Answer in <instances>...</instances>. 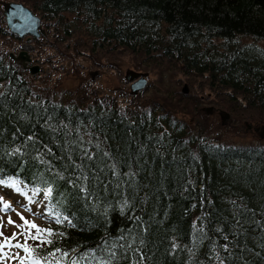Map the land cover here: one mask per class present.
Listing matches in <instances>:
<instances>
[{
	"label": "trees",
	"instance_id": "1",
	"mask_svg": "<svg viewBox=\"0 0 264 264\" xmlns=\"http://www.w3.org/2000/svg\"><path fill=\"white\" fill-rule=\"evenodd\" d=\"M16 1L41 26L53 23L59 39L79 22L92 48L142 58L151 65L144 72L169 75L165 83L174 74L199 79L226 111L264 121V49L252 44L264 45V0ZM27 80L0 52V179L39 188L46 215L56 217L52 243L29 244L37 258L264 264L263 142H219L200 99L178 89L144 88L162 104L138 93L120 108L109 96L84 104L47 95ZM177 103L191 111L175 115Z\"/></svg>",
	"mask_w": 264,
	"mask_h": 264
},
{
	"label": "rangeland",
	"instance_id": "2",
	"mask_svg": "<svg viewBox=\"0 0 264 264\" xmlns=\"http://www.w3.org/2000/svg\"><path fill=\"white\" fill-rule=\"evenodd\" d=\"M0 1L20 3L16 0ZM69 22L76 24V22ZM76 27H80L81 30H74V26L68 28L71 36L64 40L57 37L60 34L55 29V25L47 23L42 26L43 35L41 37L44 38V41L36 45L32 40L25 41V38L13 39L7 35L0 8V52L5 53L8 61L16 64L9 55L16 56L22 45H29L30 49L26 51L29 62L26 63L25 68L16 64L21 68L24 76L28 78V83L39 90L41 88L46 89L43 90V93L47 95L53 94V96L60 98H69L71 96L74 99L81 100L84 104L91 103V100L95 98L109 96L115 100L118 107L124 108L131 103V97L136 96L138 93L140 95L144 93L145 95L141 97L147 103L156 102L161 105L162 100H158V96L149 100L146 99V94L148 93L144 91V88L157 86L156 91H161V88L171 91H176L175 89L182 91L184 86L186 88L184 95H194L200 99L199 110L203 111L201 115L204 116L205 126L210 127L209 131L215 132L218 130L221 133L222 139L219 142L229 145L252 146L257 145L259 142L264 143V131L261 136L259 135V128L264 127V121L240 120L238 115L226 111L222 102L216 101V96L203 87L201 80L195 79L192 81L181 74H174L171 81L165 83L169 80V75L161 74L158 77L156 74L152 75L144 72L143 70L150 68L151 65L150 63H142V58L131 55L119 48H92L91 39L84 31L85 27L79 22ZM241 42L248 44L251 41L241 39ZM252 44L264 49V45L261 43L255 44L252 42ZM30 67H36L37 71L33 74L30 73L28 70ZM160 68L163 69L161 65H158V69ZM127 70L141 73L145 76L146 85L135 94H132L129 90L130 82H126L124 79ZM156 94L159 95V93ZM159 96H162V94ZM177 104L179 106L172 109L175 115L181 117L184 109L188 112L191 111L190 108L183 104ZM240 106L242 107L243 104H240ZM209 108L211 111L207 112L206 109ZM219 111H224L228 114V119L224 123L220 121ZM201 115L195 118L201 117ZM189 118L185 117L188 123ZM217 126L219 129L216 128ZM11 180L13 179L8 181ZM19 187L21 191L17 192L15 188L7 184L0 185V197H3V200L0 201V231H3L5 237H10L13 233L19 234L23 231V228L9 225L7 223L9 218L15 221L16 225H22L20 215H23L28 221L37 224L41 229L45 230L52 223V219H56V217L49 218L46 215L44 198H39L36 194L33 195V191L24 187L20 182ZM25 192L27 195H24ZM30 198L33 201L32 203H29ZM3 203H8L11 207L8 210H3ZM16 242L13 241V243ZM19 242H23L22 235H19ZM30 242L31 240H29V244ZM6 251H9L10 254L19 252L21 256L24 255L22 250L15 248L6 249ZM6 264H13V262L9 260Z\"/></svg>",
	"mask_w": 264,
	"mask_h": 264
},
{
	"label": "snow or ice",
	"instance_id": "3",
	"mask_svg": "<svg viewBox=\"0 0 264 264\" xmlns=\"http://www.w3.org/2000/svg\"><path fill=\"white\" fill-rule=\"evenodd\" d=\"M0 184H7L8 186L15 188L17 192L21 191L17 180L4 181L0 179ZM38 192H40L39 188L35 189L33 195ZM52 192L53 190L49 186L44 191V196L51 197ZM24 195H27V193L25 192ZM2 200L3 197H0V201ZM32 202L33 201L30 198L29 203ZM10 207L11 206L8 203H3V210H8ZM18 215L20 214L18 213ZM57 217H59L58 213ZM20 220L22 221V225H16L15 221L11 218L7 220V223L17 228H23L21 233H13L10 237H5L3 231H0V264H6L9 260H11L13 264H17V262L18 264H53V261H55V264H59V260L56 259V252L49 253L48 256H44L43 259H40L37 258L36 249L29 245V240L36 242L37 245L51 244L52 241L50 239H46V237H51L53 232L51 230L41 229L37 224L28 221L23 215H20ZM59 222V219H57V223ZM19 235L23 236L22 243L19 242ZM13 241L17 242L13 243ZM12 248L22 250L24 255L21 256L19 252L10 254L9 251H6V249L10 250ZM64 255L66 256L67 253ZM72 264H77V261H72ZM102 264H110V262L104 261Z\"/></svg>",
	"mask_w": 264,
	"mask_h": 264
},
{
	"label": "water",
	"instance_id": "4",
	"mask_svg": "<svg viewBox=\"0 0 264 264\" xmlns=\"http://www.w3.org/2000/svg\"><path fill=\"white\" fill-rule=\"evenodd\" d=\"M1 14L4 20L5 28L7 32L17 39L25 38V41L30 39H38L40 35H43V28L41 27L40 19L26 6L17 2H1L0 1ZM21 50L16 56L9 55V57L22 68H25L26 63L29 62L27 52L30 49L29 45H22ZM30 73L37 71L36 67H30ZM124 79L126 82H130L129 90L132 94H135L146 85L145 76L141 73L127 70L125 72ZM186 92V88L183 86L182 93ZM210 112L211 109H206ZM219 117L221 123H224L228 119V114L224 111H219ZM249 127V125H248ZM261 133L264 131V127L259 128Z\"/></svg>",
	"mask_w": 264,
	"mask_h": 264
}]
</instances>
